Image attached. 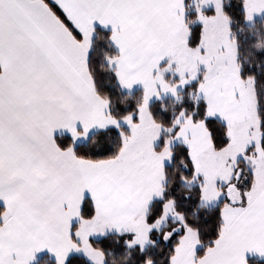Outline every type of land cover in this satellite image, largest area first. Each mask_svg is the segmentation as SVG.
Masks as SVG:
<instances>
[{
    "label": "snow or ice",
    "instance_id": "6c2138e0",
    "mask_svg": "<svg viewBox=\"0 0 264 264\" xmlns=\"http://www.w3.org/2000/svg\"><path fill=\"white\" fill-rule=\"evenodd\" d=\"M257 17L264 0H0V264H108L113 232L133 264L264 258V76L234 30ZM104 70L141 94L114 104ZM193 184L204 228L179 207Z\"/></svg>",
    "mask_w": 264,
    "mask_h": 264
},
{
    "label": "trees",
    "instance_id": "16d2710c",
    "mask_svg": "<svg viewBox=\"0 0 264 264\" xmlns=\"http://www.w3.org/2000/svg\"><path fill=\"white\" fill-rule=\"evenodd\" d=\"M231 3V0H228ZM193 12L189 9L187 15L189 17L193 16ZM195 27V25H193ZM241 27H243V31H241ZM234 30L236 35L240 41L241 45V56L240 59L247 65H251L252 70L258 72L259 75L264 76V17L256 20L255 26L251 25H241L239 21L234 23ZM98 35L102 36L103 31H98ZM259 46V47H257ZM107 47L105 46V49ZM97 59H102V51L96 50ZM257 64H259V68L257 69ZM99 86L101 90H107L112 98L113 103L116 105L123 106L121 101H124L125 97H129L128 101L125 103H131L133 98H137L142 90H137L134 92H126L119 88V85L116 84L112 78L111 74L106 70L102 71L100 78L98 80ZM185 100L186 102H190L188 100V90H184ZM161 104L167 107L168 112L167 115L170 117L172 111L175 107V102L171 99L163 100V101H155L153 102V107L156 111L157 115H165L163 109L161 108ZM217 123L221 122L217 119ZM59 139V138H58ZM66 139H70L65 137L64 139H59L60 143H64ZM89 141L84 143L87 145ZM176 149L179 151L180 145H176ZM186 171L183 169V165L180 161L173 160L172 164L168 165V177L170 182L175 185L176 176L180 171ZM177 186V199L179 202V207L183 210L190 218L193 219L194 223H198L202 228L205 227L204 220L206 217H210L215 210V207H198L200 201L197 196V188L196 186H192V191L189 192L187 187L176 185ZM122 238L118 236V234L108 235L106 238H102L97 240L98 243L101 244L106 250H110L111 255L108 257V264H111L112 260L115 259L116 264H133V258H125V249L122 243H118ZM106 241V243H105ZM167 245L163 244L162 241L157 240V246L155 248L149 246L148 251L151 255L155 256L157 260H163L165 253L167 251ZM73 264H89V261L82 255H74L72 256ZM249 264H264L263 260L258 258H249ZM36 264H55V259L49 255H45L41 257Z\"/></svg>",
    "mask_w": 264,
    "mask_h": 264
},
{
    "label": "crops",
    "instance_id": "0c3cea01",
    "mask_svg": "<svg viewBox=\"0 0 264 264\" xmlns=\"http://www.w3.org/2000/svg\"><path fill=\"white\" fill-rule=\"evenodd\" d=\"M139 89H140L139 87H136V88H134V89L132 90V92L137 91V90H139ZM124 91L128 92V90H126V89H124ZM86 142H87V141H84V142H82V143L84 144V143H86ZM112 234H116V233L113 232V233H110L109 235H112ZM99 239H102V238H97V240H99ZM45 255H48V254H47V253H43V254H41L40 257L38 258V260H39L41 257L45 256ZM74 255H82V256H83L82 253H73L72 256H74ZM52 258H54V257H52ZM85 258H86V257H85ZM249 258H258V259L264 261V258L259 257V256L256 255L255 253H250V254H248V255H247V259H249ZM54 259H55V258H54Z\"/></svg>",
    "mask_w": 264,
    "mask_h": 264
},
{
    "label": "rangeland",
    "instance_id": "374dc122",
    "mask_svg": "<svg viewBox=\"0 0 264 264\" xmlns=\"http://www.w3.org/2000/svg\"><path fill=\"white\" fill-rule=\"evenodd\" d=\"M192 11H194V6H193V8H190ZM261 18H263V17H257V19L256 20H258V19H261ZM248 25V24H247ZM249 26H251V25H249ZM140 90H142L141 88H140ZM169 99H171V100H173L174 101V98L173 97H171V96H165V97H163L162 98V100H153V102H155V101H163V100H169ZM218 119V118H217ZM219 120V119H218ZM195 184H193V186H194ZM216 205L214 204V203H210V204H208L207 205V207H215Z\"/></svg>",
    "mask_w": 264,
    "mask_h": 264
}]
</instances>
